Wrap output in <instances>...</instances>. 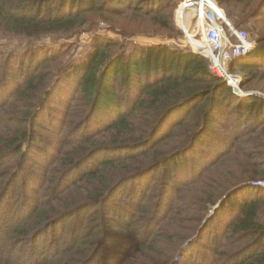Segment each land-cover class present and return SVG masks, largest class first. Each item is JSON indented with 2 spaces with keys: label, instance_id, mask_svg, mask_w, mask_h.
<instances>
[{
  "label": "trees",
  "instance_id": "16d2710c",
  "mask_svg": "<svg viewBox=\"0 0 264 264\" xmlns=\"http://www.w3.org/2000/svg\"><path fill=\"white\" fill-rule=\"evenodd\" d=\"M215 1L264 33V0ZM180 2L0 0V264H264V34L227 63L245 99L187 46L44 43L182 35Z\"/></svg>",
  "mask_w": 264,
  "mask_h": 264
},
{
  "label": "built area",
  "instance_id": "2783aa9c",
  "mask_svg": "<svg viewBox=\"0 0 264 264\" xmlns=\"http://www.w3.org/2000/svg\"><path fill=\"white\" fill-rule=\"evenodd\" d=\"M177 11L179 26L193 47L195 45L197 48L193 38L200 33L202 44L198 52L209 59L210 70L226 80L239 98L247 97L238 86L240 77L230 74L226 66L233 58L246 55L253 49L248 33L233 25L215 0H181ZM180 11L183 12L181 18ZM186 21L193 22L191 34L188 33ZM258 184L264 185V182Z\"/></svg>",
  "mask_w": 264,
  "mask_h": 264
},
{
  "label": "rangeland",
  "instance_id": "374dc122",
  "mask_svg": "<svg viewBox=\"0 0 264 264\" xmlns=\"http://www.w3.org/2000/svg\"><path fill=\"white\" fill-rule=\"evenodd\" d=\"M256 2H257V0H256ZM256 2L254 4H256ZM177 10H178V8H177ZM235 12H236L235 14L237 15V19H238L240 17V8L236 7ZM225 15H227V14H225ZM226 17L228 18V20H230L233 23V25H235V26L237 25V26L241 27L243 30H246L248 32L249 40L251 42H253L254 47L257 45V42H256L257 38H259L264 33H262L260 35L258 31L256 33L254 30H252L251 22L237 24L235 21H233L228 16H226ZM177 19H178V11H176L175 22H176L177 29L180 30L181 28H179L180 26H179ZM115 21H116V23L115 22L113 23L109 20H99V21H97L96 25L87 26L84 28V30H81L77 33L72 34L69 38H62V37L58 36V37H55L53 39V38L49 37V39L46 38L44 40V43L48 44V45L53 44V45L60 46V47H66L64 49H67V57L66 58H69L68 60L78 59V57L81 56L82 51L84 49H87L90 47L93 39L97 35H100L103 38L119 39L123 44H125V46H126L125 50L127 52L130 51L134 45L145 46V45H150V44L156 45V44L167 43V44L179 45L181 47L187 46V47H190L194 52L199 53L198 47L200 44H202V41H201L202 38H201V35L199 33L193 38V42L198 46H197V48L195 45L193 47V45L189 42L190 40L186 36L183 29L180 30L182 32V35H178V36L173 35L172 37H170V35L167 33H156V34L147 35V34L141 33V31H136V33H134L132 36L121 35L120 33H118V32H120L118 30H127L128 28L135 29V30H141V29H140V27L138 28L137 25H135L134 23L130 22L129 19L126 17H119ZM186 25H188V27H189L188 33L191 34L192 29L194 30L193 22L192 21H186ZM115 26L118 28L117 30L114 29ZM258 28H260V27L258 26ZM22 46H24L23 40L14 39L12 41H8V40H1L0 39V52H2V53L10 51V50L21 49ZM125 57L127 58L126 55H125ZM226 69H227V66H226ZM229 73L234 75V76L240 77V79L238 81V86L244 93L247 94V97H249L250 95H253L252 92L262 93V92L255 90V89L247 90V89H244L242 87V80H243L242 75H244V73L241 69H234L232 72L230 71ZM228 85L230 86V84H228ZM230 87L232 88V86H230ZM232 90H233V88H232ZM233 92H234V90H233ZM247 97H243L240 99H245ZM47 240H50V237H48Z\"/></svg>",
  "mask_w": 264,
  "mask_h": 264
},
{
  "label": "bare ground",
  "instance_id": "6f19581e",
  "mask_svg": "<svg viewBox=\"0 0 264 264\" xmlns=\"http://www.w3.org/2000/svg\"><path fill=\"white\" fill-rule=\"evenodd\" d=\"M181 17H183V12L182 11L179 12V18H181Z\"/></svg>",
  "mask_w": 264,
  "mask_h": 264
},
{
  "label": "water",
  "instance_id": "95a60500",
  "mask_svg": "<svg viewBox=\"0 0 264 264\" xmlns=\"http://www.w3.org/2000/svg\"><path fill=\"white\" fill-rule=\"evenodd\" d=\"M253 94H257L256 92H252ZM260 94V93H259Z\"/></svg>",
  "mask_w": 264,
  "mask_h": 264
}]
</instances>
